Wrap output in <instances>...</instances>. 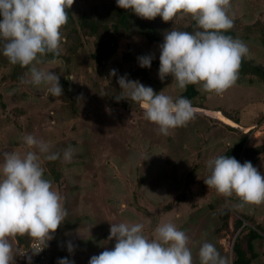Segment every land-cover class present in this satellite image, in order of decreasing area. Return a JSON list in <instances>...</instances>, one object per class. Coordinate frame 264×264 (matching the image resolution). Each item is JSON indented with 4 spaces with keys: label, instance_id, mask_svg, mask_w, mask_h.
I'll use <instances>...</instances> for the list:
<instances>
[{
    "label": "rangeland",
    "instance_id": "obj_1",
    "mask_svg": "<svg viewBox=\"0 0 264 264\" xmlns=\"http://www.w3.org/2000/svg\"><path fill=\"white\" fill-rule=\"evenodd\" d=\"M110 3L116 0H74L70 10L77 20L94 6ZM230 5L237 38L249 49L246 58L264 69V0H230ZM192 21L188 15L177 17L182 26ZM61 32L63 58L52 64L41 57L35 66L59 76L62 96H52L46 85L21 83L11 76V66L0 65V153L27 151L23 137L29 134L61 155L69 146L74 149L71 162L41 157L45 178L52 181L67 210L65 222L53 234L51 264L65 257L74 264H89L93 255L114 247L115 240H108L110 226L121 222L142 223L149 237L158 224L171 222L189 237L193 264H200L198 253L205 242L214 244L233 264L238 218L246 226L262 229L255 264H264V203L238 207L235 195L226 198L204 183L210 175L207 161L243 135L222 123L216 113L231 114L244 126L255 124L264 115V82L239 74L222 95L205 92L199 85L210 113L197 111L186 126L165 136L144 118L138 103L109 97L110 80L92 58L94 38L80 28L78 34L66 26ZM160 44L142 36L123 38L109 69L175 100L184 89L171 76L161 81L159 68L144 76L138 63V57L145 55L159 59ZM30 67L23 78L28 79ZM246 146L262 150L253 166L264 176V134L250 135ZM224 210L229 214L223 215ZM30 239L27 236L25 242ZM68 241L75 246L72 254L67 251ZM12 243L18 250L17 237Z\"/></svg>",
    "mask_w": 264,
    "mask_h": 264
},
{
    "label": "clouds",
    "instance_id": "obj_2",
    "mask_svg": "<svg viewBox=\"0 0 264 264\" xmlns=\"http://www.w3.org/2000/svg\"><path fill=\"white\" fill-rule=\"evenodd\" d=\"M74 0H0V41L2 52L9 62L30 67L28 79L21 83L46 85L52 96H62L59 76L38 69L41 57L52 55L49 63L55 64L60 55L61 29L67 24ZM119 8L130 10L141 19L164 22L188 15L195 21L193 31L173 27L164 33L159 45L161 81L171 76L180 89L188 85H201L208 93L222 95L235 85L242 60L249 55L247 45L226 33L234 27L229 15L230 0H116ZM153 55L138 57L139 66L151 67ZM112 76L117 70L112 69ZM122 94L115 96L136 102L144 111V118L158 126L160 134L170 135L171 130L186 126L195 118L197 109L185 97L175 100L163 91L156 93L138 80H129L127 74L119 76ZM27 151L0 153V264H15L17 249L12 240L28 236L36 243L30 249L37 255L48 246L53 234L65 222L67 210L63 197L53 189L52 181L45 178L44 160L63 159L71 162L74 149L69 146L61 152L51 151L43 140L29 134L23 137ZM210 175L204 179L208 189L231 198L239 204L264 203V176L250 161L241 164L235 157L221 155L207 161ZM142 223L111 224L108 240L114 247L93 255L89 264H193L189 237L171 222L160 223L151 237L144 234ZM72 254L75 246L67 242ZM28 251L20 252L31 264ZM200 264H230L221 256L214 244L205 242L199 249ZM58 264H74L67 257Z\"/></svg>",
    "mask_w": 264,
    "mask_h": 264
},
{
    "label": "trees",
    "instance_id": "obj_3",
    "mask_svg": "<svg viewBox=\"0 0 264 264\" xmlns=\"http://www.w3.org/2000/svg\"><path fill=\"white\" fill-rule=\"evenodd\" d=\"M67 11L69 13V18L65 26L67 28H73L76 34H78V29L80 28L85 36L94 38L95 40L96 49L92 58L101 72L110 80L111 89L107 90V94L110 98H115V96L120 95L122 92L117 80L118 77L123 76V74L117 72L116 76H112L109 69L111 60L119 48L121 39L142 36L151 44L162 43L164 33L171 30L173 27L181 31L191 32L193 31L195 25V21H192L188 26H182L177 23V18H175L174 21L169 22H164L159 16H157L154 20L141 19L130 10L119 8L116 3L94 6L89 12L84 13L77 20L73 16L70 9H67ZM0 19H2V17H0ZM226 34L232 36L233 38H237L238 31L235 27H233ZM2 45L3 41H0V55L2 56L0 65L11 66V76L15 80L20 81L21 77L24 76V73L29 67H21L18 64H11L8 58L3 55ZM44 57L49 60L53 58L51 54ZM61 58H63V55L60 53L56 60ZM156 68H159V59L152 61L150 68L141 67L140 70L144 76H148V72L151 69ZM239 74L242 76H255L264 82V69L246 57L242 60ZM149 82L151 84V81ZM181 96L189 99L193 107L207 110L205 106L207 97L202 96L199 85H188L179 97ZM225 114V116L235 122L241 123L239 119L235 118L231 114ZM261 118L256 121L258 122ZM249 136L250 134H243L237 144L228 148L221 155L232 156L237 160L242 158L245 161H250L252 165H255L258 161V157L262 153V150L246 146V141ZM226 214H229L228 210L223 211V215ZM235 228L237 232L239 231V234L233 246V264H255L259 257L256 249V243L263 239L261 233L262 229L260 227L252 228L246 226L244 220L239 218L235 222ZM26 238V235L17 236L19 247L22 245H28L31 242V239L29 242H25ZM49 243L53 252L56 244L53 239L49 241Z\"/></svg>",
    "mask_w": 264,
    "mask_h": 264
},
{
    "label": "built area",
    "instance_id": "obj_4",
    "mask_svg": "<svg viewBox=\"0 0 264 264\" xmlns=\"http://www.w3.org/2000/svg\"><path fill=\"white\" fill-rule=\"evenodd\" d=\"M198 112H205V113H210L208 110H203V109H198ZM221 116L216 115L217 117H219L220 121L222 123H224L225 125L229 126L231 129H233L234 131H240L243 134H250V135H263L264 134V115L263 117L256 122L253 125L250 126H244L241 125V123H237L234 120L228 118L225 115H222L220 113ZM36 242L34 240H31V242L28 245H22L21 247H19L18 249V253H17V257L15 259V264H28V261L26 259L25 256H19L20 252H24V251H28L27 255H31L32 256V261L31 264H50L51 262V256H52V249L50 246V243L48 242V246L46 248H44V250L42 252H40L37 255H32L30 249L33 247V245Z\"/></svg>",
    "mask_w": 264,
    "mask_h": 264
},
{
    "label": "bare ground",
    "instance_id": "obj_5",
    "mask_svg": "<svg viewBox=\"0 0 264 264\" xmlns=\"http://www.w3.org/2000/svg\"><path fill=\"white\" fill-rule=\"evenodd\" d=\"M218 116H221L220 113H216Z\"/></svg>",
    "mask_w": 264,
    "mask_h": 264
}]
</instances>
